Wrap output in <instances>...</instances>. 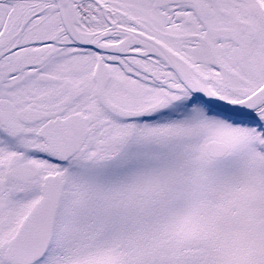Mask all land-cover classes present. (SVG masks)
Here are the masks:
<instances>
[{"label":"snow or ice","instance_id":"obj_1","mask_svg":"<svg viewBox=\"0 0 264 264\" xmlns=\"http://www.w3.org/2000/svg\"><path fill=\"white\" fill-rule=\"evenodd\" d=\"M0 264H264V0H0Z\"/></svg>","mask_w":264,"mask_h":264}]
</instances>
